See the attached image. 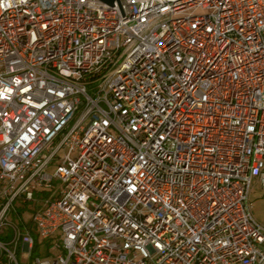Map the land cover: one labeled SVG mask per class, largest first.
Listing matches in <instances>:
<instances>
[{"label":"built area","instance_id":"built-area-1","mask_svg":"<svg viewBox=\"0 0 264 264\" xmlns=\"http://www.w3.org/2000/svg\"><path fill=\"white\" fill-rule=\"evenodd\" d=\"M113 5L0 0V264H264V0Z\"/></svg>","mask_w":264,"mask_h":264},{"label":"rangeland","instance_id":"rangeland-1","mask_svg":"<svg viewBox=\"0 0 264 264\" xmlns=\"http://www.w3.org/2000/svg\"><path fill=\"white\" fill-rule=\"evenodd\" d=\"M202 10H194L191 9L185 13L187 14L191 13L194 15H200ZM63 153V152H62ZM55 169H57V166H51L49 169H47L48 173L54 174ZM58 187V185H57ZM250 195H249V207H251V213L253 215V218L261 225L264 226V191L261 186V184L253 178L252 181V189H250ZM49 192H42L40 197L42 198L44 195H48ZM17 206L20 210H23L21 213L24 214V218L26 221H29L31 218V212L34 209L38 208V204L33 201H29L28 204L22 205L21 203H18ZM45 249H42L41 256L44 257Z\"/></svg>","mask_w":264,"mask_h":264},{"label":"trees","instance_id":"trees-1","mask_svg":"<svg viewBox=\"0 0 264 264\" xmlns=\"http://www.w3.org/2000/svg\"><path fill=\"white\" fill-rule=\"evenodd\" d=\"M34 211V210H33ZM31 225H32V223H31V221H30V219H29V221H28V227H30L31 228ZM33 233L35 234V240H36V246H35V249H34V253H36V251L38 250V248H39V243H38V237H37V235H36V232H34L33 231ZM37 249V250H36ZM34 253H32V255L34 254Z\"/></svg>","mask_w":264,"mask_h":264},{"label":"water","instance_id":"water-1","mask_svg":"<svg viewBox=\"0 0 264 264\" xmlns=\"http://www.w3.org/2000/svg\"><path fill=\"white\" fill-rule=\"evenodd\" d=\"M101 3L109 4L111 7H114L113 3H118V0H99Z\"/></svg>","mask_w":264,"mask_h":264}]
</instances>
